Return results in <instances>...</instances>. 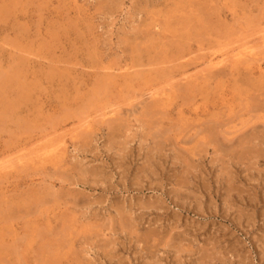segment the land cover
Returning <instances> with one entry per match:
<instances>
[{"label": "rangeland", "instance_id": "obj_1", "mask_svg": "<svg viewBox=\"0 0 264 264\" xmlns=\"http://www.w3.org/2000/svg\"><path fill=\"white\" fill-rule=\"evenodd\" d=\"M0 264H264V0H0Z\"/></svg>", "mask_w": 264, "mask_h": 264}, {"label": "bare ground", "instance_id": "obj_2", "mask_svg": "<svg viewBox=\"0 0 264 264\" xmlns=\"http://www.w3.org/2000/svg\"><path fill=\"white\" fill-rule=\"evenodd\" d=\"M200 26V25H199ZM211 29V28H210ZM178 34V33H177ZM174 36V35H173ZM174 38V37H173ZM162 39H164V38H162ZM172 40V39H171ZM161 45V44H160ZM242 56V55H241ZM234 57V56H233ZM230 60V59H229ZM230 62V61H229ZM228 72V71H227ZM137 74V73H136ZM216 75H214V77H215ZM5 77V76H4ZM209 77V76H208ZM97 79V78H96ZM133 79V78H132ZM202 80V79H201ZM208 81V80H207ZM6 84V83H5ZM102 84H104V83H102ZM106 87V86H105ZM191 87V86H190ZM193 87H195V86H193ZM99 88V87H98ZM192 90V89H191ZM197 90V89H196ZM98 91V90H97ZM193 91V90H192ZM101 94V93H100ZM190 95V94H189ZM97 97V96H96ZM127 97V96H126ZM94 98V97H93ZM124 98V97H123ZM192 99V98H191ZM183 100V99H182ZM159 101V100H158ZM171 102V101H170ZM155 103H157V102H155ZM155 103H153V104H155ZM139 104V103H138ZM158 104V103H157ZM157 104H155V105H157ZM146 105V104H145ZM151 105V104H150ZM157 106H159V105H157ZM261 106V105H260ZM135 107V106H134ZM153 107V106H152ZM155 107V106H154ZM153 107V108H154ZM255 107V106H254ZM151 108V107H150ZM149 108V109H150ZM155 108H157V107H155ZM155 108H154V111H155ZM159 108V107H158ZM255 109V108H254ZM154 113V112H153ZM219 114V113H218ZM224 121V120H223ZM108 122V121H107ZM214 123V122H213ZM224 123V122H223ZM179 128V127H178ZM162 129V128H161ZM207 132V131H206ZM166 133V132H165ZM208 135H211V134H208ZM158 139H160V138H158ZM156 142V141H155ZM48 156V155H47ZM152 158V157H151ZM152 169V168H151ZM67 209V208H66ZM38 213V212H37ZM24 221V220H23ZM65 230V229H64ZM59 242V241H58ZM42 247V246H41ZM60 247V246H59ZM47 250H48V248H47ZM46 251V250H45ZM40 252V251H39ZM49 252V251H48ZM43 253V252H42ZM50 253V252H49ZM41 254V253H40ZM48 254V253H47ZM50 258V257H49ZM55 260V259H54Z\"/></svg>", "mask_w": 264, "mask_h": 264}]
</instances>
